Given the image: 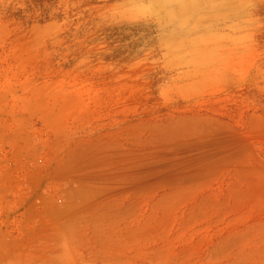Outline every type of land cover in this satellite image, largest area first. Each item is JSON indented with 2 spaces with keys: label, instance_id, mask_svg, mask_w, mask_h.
Instances as JSON below:
<instances>
[{
  "label": "rangeland",
  "instance_id": "rangeland-1",
  "mask_svg": "<svg viewBox=\"0 0 264 264\" xmlns=\"http://www.w3.org/2000/svg\"><path fill=\"white\" fill-rule=\"evenodd\" d=\"M0 0V264H264V0Z\"/></svg>",
  "mask_w": 264,
  "mask_h": 264
},
{
  "label": "crops",
  "instance_id": "crops-1",
  "mask_svg": "<svg viewBox=\"0 0 264 264\" xmlns=\"http://www.w3.org/2000/svg\"><path fill=\"white\" fill-rule=\"evenodd\" d=\"M181 2H182V0H180L179 3H176V4L180 5V9L185 8V5H183Z\"/></svg>",
  "mask_w": 264,
  "mask_h": 264
}]
</instances>
